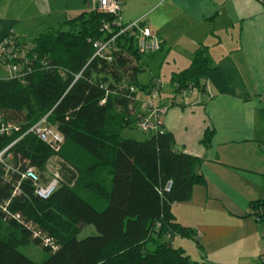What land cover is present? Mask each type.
Segmentation results:
<instances>
[{
    "label": "trees",
    "instance_id": "trees-1",
    "mask_svg": "<svg viewBox=\"0 0 264 264\" xmlns=\"http://www.w3.org/2000/svg\"><path fill=\"white\" fill-rule=\"evenodd\" d=\"M113 19L97 10L83 12L58 29L25 39L34 46L31 56L37 55L32 71L24 79L0 78V113L13 127L0 135V152L16 141L0 163V264H203L173 244L181 236L200 247L199 234L178 223L172 211L204 182L202 159L178 150L166 130L144 140L124 136L140 120L139 89L148 88L149 94L154 86L136 80V67L132 84L120 86L122 68H128L132 56L139 60L143 55L134 36L118 39L119 57L113 61L94 57L90 40L106 37L103 23ZM121 49L127 52L120 54ZM211 67L206 49L200 48L191 66L172 77L173 96L204 91ZM175 103L172 98L169 106ZM47 114L65 142L58 153L59 186L42 199L31 181L18 185L20 176L12 168L34 166L43 182L49 180L44 172L55 153L28 132ZM211 136L206 131L204 143ZM82 190L106 201L97 208ZM261 208L264 200L252 210ZM87 225L96 233L80 238ZM30 242L48 252L43 262L20 250ZM257 264H264V258Z\"/></svg>",
    "mask_w": 264,
    "mask_h": 264
},
{
    "label": "crops",
    "instance_id": "crops-1",
    "mask_svg": "<svg viewBox=\"0 0 264 264\" xmlns=\"http://www.w3.org/2000/svg\"><path fill=\"white\" fill-rule=\"evenodd\" d=\"M96 1L0 0V40L11 34L34 39L94 10ZM121 3L125 22L142 19L163 41L157 53L139 56L136 80L152 71L147 83L138 82L160 81L159 102H176L163 116L164 130L173 134L178 150L202 159L204 182L194 186L190 200L172 207L176 221L199 234L200 247L181 236L173 244L203 264L259 263L264 227L251 212L256 201L264 200L262 0ZM200 48L212 65L206 87L181 92L188 99L178 100L172 77L191 66ZM148 90L139 89L142 98L138 91V111L145 109ZM128 129L139 130L137 123ZM206 131H212L209 144L203 141Z\"/></svg>",
    "mask_w": 264,
    "mask_h": 264
},
{
    "label": "built area",
    "instance_id": "built-area-1",
    "mask_svg": "<svg viewBox=\"0 0 264 264\" xmlns=\"http://www.w3.org/2000/svg\"><path fill=\"white\" fill-rule=\"evenodd\" d=\"M94 10L112 15L114 19L111 22L105 21L102 29L106 32V37L90 40L95 49L94 57H101L108 61H113L119 57L118 39L121 36L129 35L135 37L136 48L141 54H155L162 48V39L149 26H146L142 19H137L131 22L123 20V6L121 0H97ZM33 44L17 37L16 35H8L0 40V68L5 69L7 75L2 78L24 79L26 75L32 71V63L37 55L31 56ZM46 64V61L43 62ZM80 75H77V78ZM153 88L149 93V98L146 100L145 109L141 111L140 120L138 123L139 129L144 132H161L163 128V116L167 112L170 101L168 103H160L163 85L160 81L153 83ZM132 91H136L135 87H131ZM264 97V93H263ZM105 100L103 99V102ZM3 116L0 113V135L9 134L13 128L8 126L3 121ZM19 130V127H14ZM28 132H33L38 137L48 144L54 151L53 158H59V152L62 149L65 137L58 129V126L51 124L48 121V114L37 121ZM16 142V141H15ZM13 142L12 144H14ZM10 144L2 152H0V163H3L4 156L7 154ZM10 156V154H8ZM51 158L50 161L53 159ZM12 168V167H11ZM20 176L18 185L24 181H31L35 187V194L42 199L49 198L58 188L61 174L60 167L57 173L53 174L47 182H43L39 172L34 166H28L24 169L12 168ZM172 182L167 184L166 189L169 191L172 187ZM20 188L17 186L15 193H19ZM252 215L255 220L264 227V208L252 210ZM46 242L49 240L46 238ZM263 253L264 258V237H263Z\"/></svg>",
    "mask_w": 264,
    "mask_h": 264
},
{
    "label": "rangeland",
    "instance_id": "rangeland-1",
    "mask_svg": "<svg viewBox=\"0 0 264 264\" xmlns=\"http://www.w3.org/2000/svg\"><path fill=\"white\" fill-rule=\"evenodd\" d=\"M126 52L127 51L124 50V49L120 50V54H124ZM132 58H133V61H131L130 65L127 66L128 68H126V69L122 68V72H121L122 73V77H123L122 78V82H124V83H122V82L120 83L121 88H124L127 85H131L132 84V76L134 74H136L135 67L137 68V66H134V65H138V60H136L135 56L134 57L132 56ZM151 72H152L151 70L150 71L147 70L146 72L143 71L142 73H140L139 76H138V78H139L138 81L143 83V84L147 83L148 80L151 79L150 78V76L152 74ZM6 75H7V73H6L5 69L0 68V78L5 77ZM139 95L140 96L142 95L140 91H139ZM184 96H185V94L182 95V96L178 95L177 99L181 100V101L182 100L184 101L185 99H188V97H186V96L184 97ZM140 98H142V96ZM160 99H161V96L159 97V101H160ZM150 134H151V132H144V131H142L140 129L139 130L135 129L134 131L128 129V130L124 131V136H127V137L134 136L136 138H142L144 136L149 137ZM59 162L60 161H59L58 158H53L51 161L50 160L48 161V163L46 165L45 172H44V177L45 178H50L53 174L58 172L59 167H60ZM81 194H82V196L87 198L90 202H92L94 204V206H97V208H101L102 203H104L106 201L105 199L99 198L97 196H94L93 194H91L90 192L85 191V190H82ZM95 233H96L95 227L92 226V225H87V226H85L83 228V230L80 233L79 237L80 238H84V237H86V236H88L90 234H95ZM190 249L192 250V247H190ZM20 250L22 252H24L26 255H28L29 257H31L33 260H35L36 262H39V263L43 262L49 255L48 252L42 246L37 245L34 242H30L27 245L21 246ZM186 253L189 254L187 251H186Z\"/></svg>",
    "mask_w": 264,
    "mask_h": 264
}]
</instances>
